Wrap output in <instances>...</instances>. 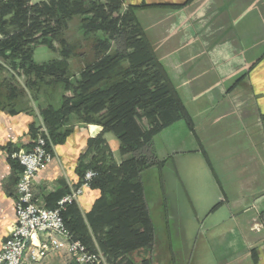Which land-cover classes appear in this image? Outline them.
I'll return each mask as SVG.
<instances>
[{
    "label": "crops",
    "instance_id": "obj_1",
    "mask_svg": "<svg viewBox=\"0 0 264 264\" xmlns=\"http://www.w3.org/2000/svg\"><path fill=\"white\" fill-rule=\"evenodd\" d=\"M123 2L134 8L192 120V128L178 120L160 133L184 136L167 155L179 156L177 174L205 238L208 259L199 264H264V0ZM41 125L37 107L0 102V249L15 220L21 169L9 154L30 149L32 129ZM101 131L75 124L54 145L52 160L32 183L42 205L54 207L77 188L78 163ZM97 196L85 188L75 200L85 214ZM140 250L151 254L154 248ZM22 264L75 262L63 247L39 261L26 251Z\"/></svg>",
    "mask_w": 264,
    "mask_h": 264
},
{
    "label": "trees",
    "instance_id": "obj_2",
    "mask_svg": "<svg viewBox=\"0 0 264 264\" xmlns=\"http://www.w3.org/2000/svg\"><path fill=\"white\" fill-rule=\"evenodd\" d=\"M77 16L84 34L101 32L103 37H96L93 54L72 82L68 61L77 52L64 28ZM38 45L60 57L37 63L33 52ZM53 84L63 86L61 102L37 106L42 125L32 129L33 142L44 127L46 148L62 143L72 130V115L102 127L88 140L77 166V187L91 170L89 188L98 196L85 214L74 201L67 203L61 210L65 228L92 252L94 236L111 264H152L150 258L135 262L130 257L139 249L150 251L155 240L141 173L164 163L153 152L155 135L178 120L189 128L193 124L134 8L124 7L123 0H0V102H22L28 92L40 93ZM109 132L119 141L120 156L128 155L120 162L104 138Z\"/></svg>",
    "mask_w": 264,
    "mask_h": 264
},
{
    "label": "rangeland",
    "instance_id": "obj_3",
    "mask_svg": "<svg viewBox=\"0 0 264 264\" xmlns=\"http://www.w3.org/2000/svg\"><path fill=\"white\" fill-rule=\"evenodd\" d=\"M31 1L35 3L40 0ZM64 37L68 43L76 47L77 55H72L68 61V75L70 76V80L75 82L79 79V73L85 64L86 56L93 54L92 46L96 37L103 36L101 32H99L96 36L84 34L80 27V18L77 16L67 22L66 27L64 28ZM148 41L150 42L149 39ZM150 44L154 49L153 44L151 42ZM56 46H58V44ZM79 54H83V56H80ZM59 57L60 55L58 51H53L44 45H38L35 47L33 52V58L37 63H46L51 59H57ZM164 69L167 72L165 67ZM20 81L22 82L21 78ZM41 88L40 93L34 94L32 92H28L23 102H27V106L28 104H31V106L35 107L46 103H52L55 106L60 104L61 94L63 92V86L61 84H53L49 86L45 85ZM181 122L182 123L180 124H184L183 121ZM69 123L71 126H74L75 124H84L74 115L70 116ZM40 129L41 130L38 135L47 137V131L45 128L42 127ZM175 133L176 132L170 133L168 131H164L163 133L159 132L155 135L152 140L153 152L159 160H164V163L161 167L152 166L145 169L141 173L140 178L144 187L146 204L149 209L151 220L156 229V241L154 240V251L151 254L149 251V253L146 254V252H144L145 250L131 253L130 257L135 262H138L143 257L145 258V256L150 259L152 256L155 264H170L171 258L176 260V264H199V262L208 259L204 246V235L201 232L199 233L200 226L192 213L190 197L177 174L176 168L179 163V156L176 154L167 155V149L169 146H174L176 144V140L181 141L184 137L181 133H178L175 136ZM106 139L111 155L116 162H120L122 158L128 157V155L124 157L120 156L119 141L114 134L110 132L107 133ZM53 147L54 145L50 144V149L47 148V150L52 154V157ZM118 159L120 160L117 161ZM74 202L78 205L76 200H74ZM92 241L94 248L91 249L103 258L104 264H111L107 255L104 254L98 246L94 236L92 237Z\"/></svg>",
    "mask_w": 264,
    "mask_h": 264
},
{
    "label": "built area",
    "instance_id": "obj_4",
    "mask_svg": "<svg viewBox=\"0 0 264 264\" xmlns=\"http://www.w3.org/2000/svg\"><path fill=\"white\" fill-rule=\"evenodd\" d=\"M11 157L18 161L21 170L15 184V220L1 246L0 264H22L26 251L32 261H39L49 251L63 247L68 249L75 264H104L99 254L72 239L61 216L64 206L74 201L83 189L89 188L94 172L87 170L83 182L61 197L55 208H50L39 202L32 188L35 175L52 160L44 137L38 135L30 149L15 151ZM41 236H44L43 241Z\"/></svg>",
    "mask_w": 264,
    "mask_h": 264
}]
</instances>
